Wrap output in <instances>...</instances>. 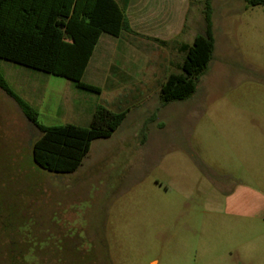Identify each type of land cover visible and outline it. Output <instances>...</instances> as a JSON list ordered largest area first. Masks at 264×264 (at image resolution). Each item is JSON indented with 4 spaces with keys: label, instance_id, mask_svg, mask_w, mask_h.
<instances>
[{
    "label": "rangeland",
    "instance_id": "obj_1",
    "mask_svg": "<svg viewBox=\"0 0 264 264\" xmlns=\"http://www.w3.org/2000/svg\"><path fill=\"white\" fill-rule=\"evenodd\" d=\"M249 1L210 0L212 60L196 92L166 106L160 86L203 31L204 0H150V29L101 43L83 77L100 94L0 60L42 125L129 110L75 173L54 174L33 162L40 133L0 90V264H264V4ZM111 71L140 76L112 93L100 77ZM237 188L258 216L227 206Z\"/></svg>",
    "mask_w": 264,
    "mask_h": 264
},
{
    "label": "trees",
    "instance_id": "obj_2",
    "mask_svg": "<svg viewBox=\"0 0 264 264\" xmlns=\"http://www.w3.org/2000/svg\"><path fill=\"white\" fill-rule=\"evenodd\" d=\"M129 0H0V60L44 74L64 78L80 90L100 94L101 89L83 81L100 36L119 38L135 34L124 8ZM251 6L264 0H251ZM203 31L191 45L183 44L178 73L160 86L162 106L188 100L212 60L215 39L210 0H204ZM0 90L19 107L40 136L32 145V160L54 174H72L80 168L93 141L108 139L121 126L127 110L94 108L88 126H45L37 112L8 87L0 73Z\"/></svg>",
    "mask_w": 264,
    "mask_h": 264
},
{
    "label": "crops",
    "instance_id": "obj_3",
    "mask_svg": "<svg viewBox=\"0 0 264 264\" xmlns=\"http://www.w3.org/2000/svg\"><path fill=\"white\" fill-rule=\"evenodd\" d=\"M149 1L150 0H129V3L124 8L125 16L128 19L130 28L132 29V31L134 33H138V31H136L135 28H142L144 30L150 29L148 27L151 26L150 23H153L152 19H150L152 16H151L150 12L148 11ZM123 34L130 35L128 33H123ZM122 35L119 38H113V37H110L107 35L100 36L99 41H98L97 45L95 46V49L97 47H99L101 45V43L102 44L105 43L106 45L112 44L113 46L118 47V45H119L118 42L121 39ZM103 36H106V37H103ZM95 49H94V51H95ZM88 66H89V64H88ZM139 76H140V74L133 73V72L111 71V72L104 73L103 76H100V77H102V79L104 80L103 85L106 88V90L111 91L112 93H115V92H118V90L122 86L121 80L137 79ZM32 90H34L36 93H38V91H39V89H37V88L32 89ZM40 96L41 95H38L36 99H39ZM41 98H43V96ZM41 98H40V100H37L38 104H40L42 102L43 99L41 100ZM125 110H127V114H128L129 110L128 109H125ZM111 111H113V110H111ZM114 112H118V111H114ZM91 116H92V114H91ZM90 119H91V117H90ZM89 122H90V120H89ZM50 126H56V125H50ZM247 191L248 190H246L244 188H237V189L233 190L229 195L227 194V196L225 198V200L227 202V206L232 208L233 211L238 213V214L258 216L261 213L262 205L258 200L252 198L250 193Z\"/></svg>",
    "mask_w": 264,
    "mask_h": 264
}]
</instances>
